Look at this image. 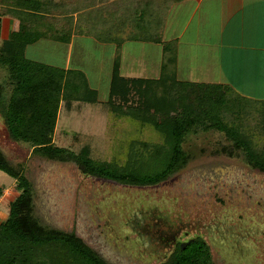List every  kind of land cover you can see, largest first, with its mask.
<instances>
[{"label": "trees", "instance_id": "trees-1", "mask_svg": "<svg viewBox=\"0 0 264 264\" xmlns=\"http://www.w3.org/2000/svg\"><path fill=\"white\" fill-rule=\"evenodd\" d=\"M152 2L115 0L106 8L96 7L98 0H0V64L8 72V84L13 86L6 99L0 83V113L10 135L49 159L75 162L87 176L124 185L153 186L188 164L192 155L184 143L189 135L217 130L228 141L221 147L223 152L232 157L243 155L247 164L264 172V143L258 144L254 133L243 129L248 124L245 117L258 116L255 127L264 134V100L243 96L222 83L179 79L178 40L165 41L162 34L171 3L160 0V10L148 12H154L156 23L146 18ZM7 16L18 19L19 28L3 39V18ZM74 34L116 44L118 54L107 105L116 116H129L140 126L152 125L162 136L157 143L131 142L130 161L124 163L122 171H106L105 164L92 158L89 145L76 152L54 141L61 102L68 108L74 101L96 103L98 91L90 86L84 71L37 62L27 58L25 51L42 38L70 43ZM126 40L163 45L159 77L120 74L121 48ZM136 157L146 159V163L149 159L147 164L155 160L153 163L162 168L151 175ZM0 170L16 179L18 192L9 203L8 217L0 222V264H110L74 231L40 221L35 214L34 184L24 167L12 164L1 149ZM3 190L0 187V196ZM158 264L213 261L209 244L197 236L179 243Z\"/></svg>", "mask_w": 264, "mask_h": 264}, {"label": "rangeland", "instance_id": "rangeland-1", "mask_svg": "<svg viewBox=\"0 0 264 264\" xmlns=\"http://www.w3.org/2000/svg\"><path fill=\"white\" fill-rule=\"evenodd\" d=\"M111 1L115 0H98L95 6L108 8ZM159 9V2L155 1L146 18L158 23L153 11ZM150 10L153 11L148 15ZM175 15L176 9L169 13L162 32L165 41L173 38L175 26L181 30L182 21L175 23ZM4 18L5 25L14 19ZM44 39L30 44L25 56L65 69L63 45ZM79 39L71 58L68 56L70 67L79 69V60L83 59L85 64L81 67L89 75L90 86L98 91V101H74L71 108L62 101L54 141L76 152L89 145L92 158L105 164L106 171H122L124 163L130 161L131 142L157 143L162 136L152 125L140 126L129 116H116L107 105L116 44L101 45L94 37L82 38V42ZM122 49V76L135 70L145 77L160 76L163 45L125 41L121 53ZM185 51L194 53V48L185 47ZM190 63L194 66L195 61ZM188 65L184 60L181 70L185 71ZM197 67L201 71L199 64ZM185 75L181 72V77L186 78ZM0 83L7 99L13 86L8 84V72L1 64ZM244 91L238 90L250 93L253 89ZM258 118L245 117L248 124L243 129L254 133L255 141L263 144L264 134L255 127ZM227 143L224 133L217 130L191 134L184 143L192 155L185 167L155 186H127L87 176L73 161L63 162L35 153L30 144L10 135L0 113V149L12 164L24 167L34 184L36 216L47 226L75 231L111 264L159 263L166 258L161 254L165 248L158 238L150 242L149 236L164 231L169 235L188 232L181 237L185 241L192 234L203 235L212 246L215 264H264V172L247 164L243 155L232 157L223 152L221 147ZM154 161L147 164L145 159L141 167L154 175L162 168ZM16 184L15 178L0 170V187L4 188L0 196V222L8 217L9 203L18 195ZM141 217L147 221L143 228L133 223Z\"/></svg>", "mask_w": 264, "mask_h": 264}, {"label": "crops", "instance_id": "crops-1", "mask_svg": "<svg viewBox=\"0 0 264 264\" xmlns=\"http://www.w3.org/2000/svg\"><path fill=\"white\" fill-rule=\"evenodd\" d=\"M153 1L160 3V0ZM169 2L171 6L166 15V23L169 13L171 15L172 10L175 9L174 22L182 21L181 30L178 31L175 26L174 36L171 38V40H178L177 73L179 79L198 83H211L210 81L222 83L236 92L252 88L253 92L238 93L253 99L264 98V0H183L180 2L169 0ZM5 20L4 18L3 39H7L10 32L17 30L19 26V20L16 18L8 20L10 23L7 22V25H5ZM77 36L78 39L80 37V41L82 38H91L74 34L70 43L57 41L61 46L63 45L66 57L65 69L71 68L70 58L78 40H76ZM100 43L101 45L112 44ZM154 44L162 47L160 43ZM185 47L194 48V53L186 52ZM123 52L124 50L122 57ZM184 60L189 64L185 71L181 70ZM191 60L195 61L194 66L190 63ZM79 61V70L84 71L89 79V75L81 67V64L85 62L83 59ZM161 63L162 60L160 69ZM197 64L200 65L201 71H198ZM137 71L123 76L145 77ZM181 72H185L186 78L181 77ZM198 73L200 75H197Z\"/></svg>", "mask_w": 264, "mask_h": 264}, {"label": "flooded vegetation", "instance_id": "flooded-vegetation-1", "mask_svg": "<svg viewBox=\"0 0 264 264\" xmlns=\"http://www.w3.org/2000/svg\"><path fill=\"white\" fill-rule=\"evenodd\" d=\"M181 170V169H180ZM179 170V171H180ZM172 176V175H171ZM170 176V177H171ZM169 177V178H170ZM168 178V179H169ZM102 179V178H101ZM167 179V180H168ZM103 180H105V179H103ZM107 181H109V180H107ZM166 181V180H165ZM112 182H114V181H112ZM115 183H117V182H115ZM117 184H119V183H117ZM160 184V183H159ZM120 185H124V184H120ZM158 185V184H157ZM127 186H132V185H127ZM153 186H155V185H153ZM133 223L135 224V225H137L139 228L141 227V228H143V226H145L146 224H147V221L145 222V220L143 219V217H141L140 219H134V221H133ZM148 227H153L152 225H150V224H148ZM58 229V228H57ZM61 230V229H60ZM65 231V230H64ZM146 231V230H145ZM68 232H73V231H68ZM75 232V231H74ZM76 233V232H75ZM156 233V235L154 236V237H150L149 236V238H150V242H152V240H157V238H158V240H161L160 241V245H162V247H164L165 249L161 252V254L164 256H168L172 251H174V249L176 248V246L179 244V243H186V242H188L190 239H193V238H195V237H197V236H201V237H203V239L205 240V241H207V239H205L204 238V236L203 235H201V234H198V235H193L192 234V236H190V237H188V239H187V241H185V240H182V238L185 236V235H189V233L188 232H185L184 234H182V233H172V235L170 234H168V233H166L165 231L163 232V233H160V232H155ZM165 233V234H164ZM77 234V233H76ZM78 235V234H77ZM152 235V234H151ZM79 236V235H78ZM81 237V236H80ZM182 237V238H181ZM82 238V237H81ZM84 240V239H83ZM157 240V241H158ZM165 240V241H164ZM85 241V240H84ZM86 242V241H85ZM87 243V242H86ZM207 243L209 244V246H210V252H211V255H212V261H213V264H215V258H214V254H213V250H212V246L210 245V242L209 241H207ZM88 244V243H87ZM89 245V244H88ZM91 246V245H90ZM92 247V246H91ZM93 248V247H92ZM124 248H127L126 246L124 247ZM184 248V247H183ZM94 249V248H93ZM97 251V250H96ZM98 252V251H97ZM158 252L160 253V251L158 250ZM99 253V252H98ZM101 254V253H100ZM102 255V254H101ZM103 256V255H102ZM103 258L108 262V263H110L104 256H103ZM164 260V259H163ZM161 262V261H160ZM159 262V263H160ZM111 264V263H110ZM158 264V263H157Z\"/></svg>", "mask_w": 264, "mask_h": 264}]
</instances>
